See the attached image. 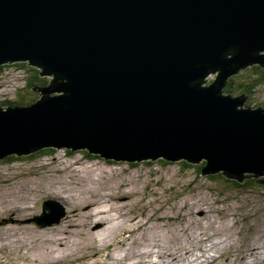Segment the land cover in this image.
<instances>
[{"label":"water","instance_id":"water-1","mask_svg":"<svg viewBox=\"0 0 264 264\" xmlns=\"http://www.w3.org/2000/svg\"><path fill=\"white\" fill-rule=\"evenodd\" d=\"M261 51L264 0H0V63L61 78L0 112V157L86 147L264 175V107L222 92L237 70L264 66Z\"/></svg>","mask_w":264,"mask_h":264},{"label":"rangeland","instance_id":"rangeland-1","mask_svg":"<svg viewBox=\"0 0 264 264\" xmlns=\"http://www.w3.org/2000/svg\"><path fill=\"white\" fill-rule=\"evenodd\" d=\"M23 60L0 63V112L43 96ZM248 68L222 92L244 96L240 108L264 107V82L243 89ZM182 160H116L64 146L0 157V264H264V175H207L201 158Z\"/></svg>","mask_w":264,"mask_h":264},{"label":"trees","instance_id":"trees-1","mask_svg":"<svg viewBox=\"0 0 264 264\" xmlns=\"http://www.w3.org/2000/svg\"><path fill=\"white\" fill-rule=\"evenodd\" d=\"M25 63L26 62L22 61L21 62V65H25ZM27 63H29V65L32 67L31 69L33 70L32 73L30 74L31 75V78L30 79L31 80L33 78L38 79V81L41 83L42 86H46L47 84H49L51 82H57V81H60L61 80L60 75L59 74H55V73H49V76L50 77H48V78H46V76H39V74H41V75L42 74H45L43 67H41V66H39V65H37L35 63H32L30 61H28ZM248 67H249L248 70L251 71V77H253V79L252 80L245 81L244 85H242L243 86V89H245V91L252 90L253 87L261 84L262 82H264V66H261V65H258V64H254V65H251V66H248ZM237 73H235V74H237ZM28 82H29V84L32 83V81H30V80ZM54 92L58 93L57 91H54ZM248 106H250V105L248 104ZM11 156L12 155L7 156L6 158H10ZM182 161H183L182 165L184 167H186L185 164L186 165L189 164L188 163L189 160H187V159H184ZM205 163H206V160L203 159L202 160V164L199 167L200 170H202V167L205 165ZM206 174L207 175H213V173H206ZM245 176H250V174H245ZM249 182L250 183L251 182H254L255 183V179L254 178H251V180H249ZM235 184H237L238 186L243 185V184H240V183H237V182Z\"/></svg>","mask_w":264,"mask_h":264},{"label":"bare ground","instance_id":"bare-ground-1","mask_svg":"<svg viewBox=\"0 0 264 264\" xmlns=\"http://www.w3.org/2000/svg\"><path fill=\"white\" fill-rule=\"evenodd\" d=\"M18 61H24V60H18ZM41 67H42V66H41ZM15 69H16V68H15ZM50 93H51V92H50ZM199 162H202V161H199ZM132 191H133V190H130V191H128V192H124V193L122 192V193H120L119 195L116 194V193H112L111 195L108 196L107 199H105V201H113L114 204H115V201H116V200H119V199L121 198V197H120L121 195L128 194V193H130V195H131V193H133ZM101 201H102V200H101ZM103 201H104V199H103ZM120 201H121V200H120ZM108 203H109V202H108ZM103 204L105 205V202H104ZM99 212H100V211H97V210L94 211V213H96V214H99ZM121 214H122V213H121ZM124 214H125V215H129V212H128V213H123V214L120 216L121 218L117 216L118 214H115V217H116L117 219L120 218L119 220L121 221V219L123 220L122 217H123ZM99 222H102V223H103V221H101V220H100ZM261 254H262V253H261ZM138 262H141V261H138ZM135 263H137V262H135ZM115 264H116V263H115ZM120 264H121V263H120ZM133 264H134V263H133Z\"/></svg>","mask_w":264,"mask_h":264},{"label":"clouds","instance_id":"clouds-1","mask_svg":"<svg viewBox=\"0 0 264 264\" xmlns=\"http://www.w3.org/2000/svg\"><path fill=\"white\" fill-rule=\"evenodd\" d=\"M228 80H229V79H228ZM228 80H227V81H228Z\"/></svg>","mask_w":264,"mask_h":264}]
</instances>
